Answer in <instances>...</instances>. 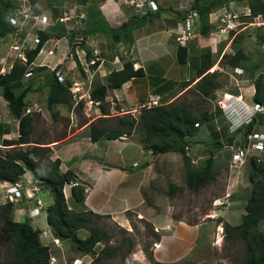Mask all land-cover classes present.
I'll return each mask as SVG.
<instances>
[{
    "label": "trees",
    "instance_id": "trees-1",
    "mask_svg": "<svg viewBox=\"0 0 264 264\" xmlns=\"http://www.w3.org/2000/svg\"><path fill=\"white\" fill-rule=\"evenodd\" d=\"M230 1L232 0H190V7L197 10L199 14V30L201 33L205 34L211 29L208 21L209 13L227 5ZM234 1L246 3L253 15H264V0ZM14 7L13 0H0V39L5 38L17 29L9 22V13ZM86 11V28L84 31L79 29L77 31L84 35L92 32L105 33L110 35L113 43L123 42L128 46H131L134 42L132 31L143 26L149 17L157 16L161 13L160 9H158L157 11H146L141 15L130 14L128 21L124 25L119 28H113L93 2L88 4ZM29 13L36 14V6L32 5ZM75 33H72L71 37ZM36 34L38 43L24 52L26 62L15 59L9 70L0 74L2 97L6 101L8 112L18 122L17 137L1 139V144L6 150L0 152V182H18L22 180L21 178L26 171H30L32 178L46 186L52 195V203L45 208V218L54 238L71 240L82 254H94L96 244L108 241L110 232L101 230L99 227H91L87 236L80 237L78 231L85 227L90 220V216L98 218L105 216L93 213L90 210L82 212L73 210L63 192L64 184L76 179L73 171L66 170L62 172L59 168L60 160L51 158V149L40 146L41 142L31 140L33 117L32 114L26 112V96L28 93L46 88V108L53 118L57 117V112L54 111L56 105L66 107L73 105L71 80L63 78L60 81L57 75V68L47 70L46 66L33 65L45 41L50 38L65 36V23L56 21L54 24L46 26L43 30H37ZM256 36L264 44V33L260 34L258 32ZM238 37L241 36L239 35ZM223 46H220L218 54L221 53ZM84 48L86 50V60L90 62L92 58L91 51L88 47L84 46ZM232 49V54L224 53L220 62H217L213 58V52L209 46L200 48L198 53H194V50V54L190 55L186 46L176 43V59L181 65H189L192 73L190 82L195 81L194 91L205 99H212L214 93L220 87L217 80L220 75L219 69L210 70L214 65L244 68L249 72V78L253 80L255 91L252 98L254 102L264 104L263 76L260 73L257 76L254 75L260 68L261 62L250 66V60L244 54L242 48L233 44ZM76 65L81 74L85 75L78 60ZM97 65L98 61H94V63L90 64V70L95 71ZM27 72L33 76L23 82L24 77H27L25 76ZM144 75L142 66L136 67L135 62L129 58L123 60L121 69L110 71L104 77V81L98 79L91 81L89 98L93 102H98L97 105L101 111V116L95 122L88 123V137L93 142L100 139L111 140L122 136H130L137 130L139 134H143L141 139L143 149L149 152L152 158L155 155L166 152L182 155L185 165V184L188 189L197 191L215 178L214 160L211 154L199 165H193L192 158L187 154V148L192 143L190 138L198 131L197 126L208 122L213 117L212 112L205 110L201 115L197 116L186 104L161 101L160 105L142 108L138 118L125 113L115 118L116 123L114 126L108 127L98 124V122L110 118L106 116L109 112L105 104L108 90L119 89L126 82L141 78ZM37 82L40 83L37 84ZM185 85H187L186 82H184ZM259 124H264V118L258 119L257 122L252 121L249 124H245L235 131L243 130L242 134L245 138ZM226 141L227 144H232L233 136ZM215 143L212 142L211 144ZM40 152H43V156H41ZM147 164L148 162L145 161L144 165ZM246 165H248L246 177L250 183V192L246 195L241 220L238 224H225L224 231L226 236L230 238L244 240L245 254L243 264H264V236L262 231L258 229L260 221L264 219V159L252 156L248 158ZM85 189L86 187L83 184L71 188L72 203H84ZM175 189L176 185L170 184L168 194L172 195ZM34 202H37V198H34ZM14 204L5 202L0 205V233L7 242L6 255L0 260V264H49L51 251L50 247L43 244L40 239L41 230L33 226L29 216L23 215L24 218L22 217L21 220L13 217ZM133 213L135 212L127 211L129 219H131ZM147 224L149 225V222ZM120 227L122 232L127 233L128 230L122 226ZM151 230L153 231L152 227ZM155 235L154 242L160 239V235ZM121 249V247L117 246L114 250L119 251ZM129 251L130 249L128 248L124 255ZM105 253L108 254L105 248L99 252L100 255ZM111 254L112 252L109 251V255ZM147 258L151 264H173L155 260L152 251L147 255Z\"/></svg>",
    "mask_w": 264,
    "mask_h": 264
},
{
    "label": "rangeland",
    "instance_id": "rangeland-1",
    "mask_svg": "<svg viewBox=\"0 0 264 264\" xmlns=\"http://www.w3.org/2000/svg\"><path fill=\"white\" fill-rule=\"evenodd\" d=\"M13 1L14 5L19 7V9H21L22 5H30V8L32 7V5H34L36 6V8L42 9H49V7H52V10H58L57 13H54L55 18L59 17L61 13L63 15L65 11L68 12L70 10V7L76 6L74 14H77V16L73 15V13H70V11L68 12V15H71V17L68 21H66V23L68 24L67 27L73 28L74 30L79 29L81 31H84L86 28L84 20H86V10L88 4L90 2H93V4L99 8V4L105 0H75L76 2L64 0L56 3L52 0ZM120 1L122 2L123 9L127 14H142L141 12L143 11L126 5L123 0ZM173 2L177 6L179 0H173ZM239 4H241V6L246 5V3L244 2ZM180 6H182L181 3L178 5V7ZM167 9L170 8L167 7ZM171 9H173V7H171ZM20 21H23V19L20 18ZM31 24V19H28L26 22H24L23 27H16L17 29L14 32L7 35L3 39H0V54L3 58L2 60H0V69L5 66V68L9 70L15 59H18L17 50L11 47L10 44H21L27 30L31 29ZM149 29L150 27L142 28L141 26L134 30L135 36L138 37L139 42H145L147 37L146 35L153 33ZM134 31H132L133 35ZM258 32L260 34H263L264 28L246 29L245 31L240 33L241 37H238L239 35H237L234 38L235 40H233L230 47H227L226 45L227 40L216 42L211 37L209 38V36L205 35H201L191 40L190 42H188L186 47L188 48L189 54L192 55L194 53H198L200 48L211 45L213 49V58H215L217 62H220L224 53H233L232 45L234 44L236 47L242 48L244 54L250 60V66L254 63L261 62L260 68L255 72L254 75L257 76L260 73L262 74L264 79V44L257 38L256 34ZM67 35L68 34L66 30L65 36ZM76 40L77 39H75V35L71 37L69 41L70 52L72 42H75ZM100 41L106 45L112 43L110 35L105 33H103V37ZM168 41L169 43L171 41L170 44L173 45V50L167 52V57L168 59L175 60V64L173 65L168 77H174L172 71L173 73H178V75L181 77V81L177 86H173L172 89L166 91L168 96H170L171 98L174 97V99H170L169 102L186 104V106L191 108L197 116L201 115V113L205 110H208L213 114V117L208 122L197 126L198 131L193 137L190 138L192 144H190L187 148V154L190 156V158H192L193 165H199L203 160H205L209 157V155L212 154L214 160L215 178L199 190L192 191L188 189L185 184V165L181 154L166 152L163 154L155 155L152 158L151 154L149 152H146L144 149L143 150L145 152V156H143V158L141 154H131V160L136 159L137 162L141 160L143 161L145 159L150 160L151 170L153 172V179H151L145 185L146 201L145 203H143V206H141V208L137 209L142 214L140 216L138 212L136 213V210L135 213L131 215V219H129L130 226L127 228L124 227L126 230H128L127 233L122 232L120 230L121 225H119L117 222L112 221L108 217L98 218L95 216H90V220L86 223L85 227L78 231L79 236L85 237L88 235L89 229L91 227H99L101 230L110 232V239L108 241L97 243L94 248V254H82L73 241L58 239L55 240L54 236L51 233V230L47 228L45 218V208L48 204L52 203V195L46 186L38 181H35L32 178V174L30 173V171H26L21 178L24 182L23 189L27 191L26 193H28V195L33 193L34 198L36 197L37 199H39V204L42 205V214H40L41 216L39 215L38 218L34 217L33 219L31 217V222L34 227L41 230L40 239L43 244H46L50 247L51 259L49 264H74L73 261L75 258H80V264H151V262L147 258V255L150 254L151 251L153 255V248L156 245V243L153 241L156 237L155 234L161 235L162 233L161 230L157 231L155 227L154 218L158 215H161V218L163 216L170 217V221H183L190 225L192 224V226H199L198 229H196V233L198 234L197 236L201 237L200 241L203 240V242L201 243L199 241L201 244H199L198 242V245L193 249L191 254L182 257L173 264H243L245 254L244 240H240L238 238H230L226 236L224 231L225 224H230V222L228 221L231 220L233 223L237 221L238 215L241 214V211H239L240 207L235 208L234 204L227 205V203H225L227 197H225L224 195L228 179L230 180L231 178L230 174L238 177L237 183H234L235 186L232 187L233 190H237V188L243 186V184H247V186L245 187V195H248L250 192V183L248 182L246 177L248 172V165L244 163L239 168H233L230 165V156L232 152L231 146H233V148L242 146L244 142V136L242 134L243 130L239 129L238 131H235L236 124H239L240 122H237L235 118L231 119L235 124H232V122L230 123L228 121L229 115L227 116L223 113L220 101L225 102V93H232L236 95L243 92L245 97H247V94L249 92L248 89L250 87L247 89V87L244 86H247L248 84L252 85L253 80L249 78V72H247L242 67L240 68L242 69L243 73L241 71L238 73L235 70V67L231 68L228 65H223L220 67L214 65L212 68H218L220 71V75L217 78L220 87L214 93V97L212 99H205L197 94L196 91H194V82H190L192 75L189 74V70L186 67L187 65H181L176 61V50L174 44H176L177 41L175 39V36L171 37V35L169 34ZM223 44L225 45L222 48L221 53L218 54V50ZM124 45L127 46V44L125 43ZM150 45V51L151 53H153V55H163L164 50L159 45H157L155 37H152V43ZM12 49L15 51V54L12 52L13 55L9 53ZM105 53V51L100 52V54L102 55H104ZM108 55L110 56V52ZM75 58L76 57L74 56V59ZM125 59H129V57ZM86 68L88 69V67ZM176 68H178L177 72L176 70H174ZM47 70L51 69L48 68ZM74 71L76 72V74L75 72L67 73L68 69H66V74L63 77L65 79L71 80L72 82L71 92L73 105L71 107L56 105L54 107V111L57 112L56 118H53L46 108V88L40 91L30 92L26 96L27 109L33 117V121L31 123V140L41 142L39 144L40 146L46 147L48 145H44L45 142L60 139L65 135H69V132L74 131L77 126L81 125L83 127L84 125L88 124V122H90V119H92L91 122H95L97 118L101 116V111L99 110L97 105L98 103L92 102L88 95L91 88V81L93 79L104 81V77L108 73L104 77H100L99 74H95L90 79V85L85 84L83 88H80L78 84L74 82V78H80L81 73L79 72V69H77V67L74 68ZM32 76L33 75L24 77L23 82H26L27 79ZM187 78L189 79V81H187ZM146 82L149 84L146 83L144 86L152 85L158 91L168 89L167 86H161V84L165 85L162 82L160 84L161 87L159 88L157 86L160 82H153L151 79H146ZM184 82H186L187 85L184 86ZM39 83L37 82V84ZM75 90H79L82 97H79V93H76ZM120 97L123 100V104L121 105L117 102L115 104L113 102L111 103L109 101V97L106 98L107 102L105 104L109 112V114L106 116L110 118H106L105 120H102V122L97 121L98 124L108 127L114 126L116 123L115 118H117V116H122V112L125 111V109H136V111H132L128 114L132 115L134 118H138L140 110L148 106V102H145L142 105H136V96H134L133 92L131 91L126 93V97L124 94H121ZM238 97H240V95ZM247 98L250 99L249 95ZM114 99L116 98L114 97ZM160 101L165 102L167 101V98H162L159 100V102ZM248 101V103H252L251 100ZM243 112L244 110L241 112L242 115ZM70 123L72 124L71 130L70 128H68V126L70 127ZM0 129V152H4L6 149H4V146L1 144V139L16 138L18 135V122L8 112L6 101L2 97V88H0ZM88 132V127H86V129L79 133L78 136L88 137ZM3 133L6 136L3 137ZM231 136H233L232 143L235 144L228 146L226 140ZM126 137H130V140H134L143 148V144L141 143L143 134H139L137 130L134 131L130 136ZM212 142L216 143L211 144ZM218 142L220 145L218 144ZM224 144H227V146H224ZM219 146L222 147L220 149H217ZM259 153L260 158L264 159L263 151H260ZM40 154L41 156H43V152H40ZM1 183L2 182H0V205L5 203V198L3 196L5 188ZM170 184L176 185V189L172 195L168 194V188ZM234 193H231V196ZM66 194L67 200L70 204L71 201L68 190H66ZM231 196L229 197V199L232 198ZM216 197H220V200ZM34 198L29 199L34 201ZM240 201L241 199L239 198V204L243 203L242 201ZM30 203L31 202L26 201L15 203L12 211V216L16 218L18 216V220H21L22 217L24 218V216H28V206L30 205L31 207L35 205V202H32L31 204ZM225 206L227 208H224ZM216 209L220 210L218 213L221 215L219 217L220 222H217L215 219L214 223V219H210L209 217L212 211H218ZM221 209L224 210L222 213H220ZM147 222H149L150 226L147 224ZM151 227L153 228V231L151 230ZM45 229H48V231H46ZM258 229H260L259 225ZM46 234L48 235V239L45 238ZM117 246L121 247L122 249L119 251L114 250L115 248H117ZM103 248L107 250L108 254H99V252ZM128 248L130 249V251L124 255L125 251ZM6 250L7 242L0 233V260L5 257ZM109 251L112 252L111 255H109Z\"/></svg>",
    "mask_w": 264,
    "mask_h": 264
},
{
    "label": "crops",
    "instance_id": "crops-1",
    "mask_svg": "<svg viewBox=\"0 0 264 264\" xmlns=\"http://www.w3.org/2000/svg\"><path fill=\"white\" fill-rule=\"evenodd\" d=\"M52 1L56 3L64 0ZM67 1L76 2L75 0ZM155 1L157 2L158 9H160L161 13L160 15L149 17L146 20L145 24L142 26V28L150 27L149 30L153 32L152 34L146 35L147 37L145 42L138 41V37L135 36L134 30V42L131 46H125L123 42L112 44V41V43H109L107 45L103 44V42L100 41L103 37V33L99 32H92L91 34L84 35L87 43L85 47H88V49L91 51V60L98 61V65L95 71H91L89 69L91 63H89L87 69L80 62L85 75L81 74L80 78H74V82L77 83L80 88H83L85 84L90 85V79L95 74H99L100 77H104L112 70L121 69L123 60L129 57L135 62L136 67L142 66L145 75L141 78L126 82L119 89L109 90L107 97H109V101L111 103L113 102L115 104L117 102L120 105L123 104V100L120 95L124 94L126 97V93L129 91L133 92L134 96H136V105H142L145 102H148L151 97L154 98L155 96H158L159 100L162 98H167V101H165V103H169L170 99H174V97L171 98L170 96H168L166 91L172 89L173 86H177L181 81V77L178 75V73H173V71L172 74L174 77H168L173 65L175 64V60L168 59L167 57V52L173 50V45L170 44L171 41L169 43L168 36L169 34L171 35V37L173 36L171 29L176 22V18L170 15V11L177 8L180 3L184 4L190 0H179L177 6L174 4L173 0ZM167 7L170 9L171 7H173V9L170 10L167 9ZM51 8L52 7H49V9L36 8V14H38L39 16L46 15L47 20H49L51 23H55L57 19L61 17L62 13L59 17L55 18L54 13H57L58 10H52ZM99 8L109 25L113 28H119L124 25L128 21V16L131 14H127L124 11L122 2L120 0H105L99 4ZM75 10L76 6H72L70 7L69 11L70 13H73V15L77 16V14H74ZM65 12L68 14L67 11ZM65 24L68 25L66 22ZM35 30L36 28L31 26V29L27 30L21 44L17 45L25 48V50L33 48L35 45L33 41ZM72 33H74V31L70 30V28L67 27V36H63L61 38H50L45 41V43L42 45L41 50L36 56L33 65L46 66L51 70L57 68V71L61 73L63 77L66 74V69H68L67 73L75 72L74 68L77 67V65L74 56H71V53L69 51V41L71 39ZM152 37L156 38L157 45H159L164 50L163 55L155 56L153 55V53H151L150 44L152 43ZM11 44L10 46H12ZM174 46L176 50V45L174 44ZM50 51L52 52L50 53ZM101 51H105L106 53L102 55L100 54ZM12 52L15 54V51L13 49L10 50L9 53L13 55ZM109 52L110 56L108 55ZM2 59L3 58L0 54V60ZM186 65L189 70V74L192 75L189 65ZM216 66L218 65L216 64ZM2 69L7 68H5L4 66L2 67ZM174 70H176L177 72L178 68ZM146 79H151L153 82H160L157 86L158 88L161 86H167L168 89L158 91L151 84V86H144L147 83ZM161 82L165 85H162ZM192 82L195 83V81ZM244 87H247V89L250 87L247 94V97L249 95L250 99L245 97L243 92H241L240 94H236L237 96L240 95V97H238L239 102H237V106L239 107V109H242V111L246 109L244 108L246 104H250L248 103V100H251V102H253L252 97L255 90L253 84H248ZM113 96L116 99H114ZM132 111H136V109H125V111H123L122 113H131ZM246 113L248 112H245L243 116ZM258 117L259 119L263 118V116ZM234 118L237 122H240L241 118L239 117V115L235 116ZM91 120L92 119H90V122ZM87 125L88 124L84 125L83 127L81 125L77 126L74 131L69 132V135H65L60 139L45 142L44 145H48L46 147L51 149L52 159L58 158L60 160V170L62 172L66 170H72L76 177V180L86 187V195L83 204L72 203L71 196V203L69 204L67 200V194L65 193L66 200L68 204L73 208V210L77 212L90 210L93 213L108 217L112 221L117 222L119 225L127 228L130 226L127 211L135 212L137 209L143 206V203H145V185L147 184V182L153 179V172L150 165L151 162L147 159L138 162L136 159L131 160V154H141L143 158V156H145V152L142 146L140 144H137L134 140H130V137L122 136L117 139H100L93 142L89 139V137L78 136L79 133L86 129ZM68 128H70L71 130V123L70 127L68 126ZM2 136L4 137L6 135L3 133ZM224 146H227V144H224ZM220 148L221 147H218L217 149ZM145 161L148 162L147 165H144ZM135 162L137 163V165H133ZM230 176L231 178L230 180L228 179L224 195L225 197H227L225 203H227V205L234 204L235 208L240 207L239 211H241V214L238 215L237 221H235L234 223L231 220L228 222H230V224H238L241 220L243 206L246 200L245 187L247 186V184H243V186L237 188V190H233L232 187L237 183L238 177L234 176L233 174H230ZM68 193L70 194V191ZM231 193L234 194H232L231 196ZM230 196L232 197L231 199H229ZM216 198L220 200V197ZM239 198L243 203L239 204ZM224 208L227 207L225 206ZM29 209L28 216L30 215ZM216 210L218 211H212L209 217L210 219H214V223L215 219L217 222H220L219 217L221 214L218 213L220 210ZM223 211L224 210L221 209L220 213H222ZM41 212L42 211H39L38 213L34 212L32 219L34 217L38 218V216L42 214ZM137 212L141 216L142 213L138 210L136 211V213ZM17 218L19 219L18 216ZM162 218L161 215L155 216L154 218L156 230H161L162 233L160 235V239L158 241H155L156 245L153 248V257L155 258V260L160 262L175 263L182 257L191 254L193 249L198 245L201 237L197 236L198 234L196 233V229H198L199 226H192V224L190 225L183 221H170V217L166 216H163ZM47 228L50 229L48 225ZM259 228L261 229L264 236V219L259 223ZM48 229L45 230L48 231ZM45 238L48 239L47 234ZM200 242L202 243L203 240ZM200 242L199 244H201Z\"/></svg>",
    "mask_w": 264,
    "mask_h": 264
},
{
    "label": "built area",
    "instance_id": "built-area-1",
    "mask_svg": "<svg viewBox=\"0 0 264 264\" xmlns=\"http://www.w3.org/2000/svg\"><path fill=\"white\" fill-rule=\"evenodd\" d=\"M124 3L132 8L141 10L144 13L146 11H157L158 5L155 0H123ZM30 5H22L21 9L15 6L13 10L9 13V22L18 28L23 27L24 22L28 19H32V27H36L37 29H42L45 25H51L49 20H47L46 15H32L29 13ZM178 21L175 26L171 29L173 34L175 35L176 41L186 46L188 42L191 40L201 36H209L216 42L227 40L226 45L229 46L230 43L234 40V38L239 35L241 32L245 31L248 28H264V15L256 14L252 15L251 10L248 6H240L235 1H230L227 5L222 6L215 11L209 14V24L211 25V29L202 34L199 30V14L197 10L192 9L190 7V3L186 2L182 4V6L178 7ZM172 15H176L175 12L171 13ZM20 18L23 21H20ZM70 19V16L64 12L63 16L58 18V21L65 23ZM21 22V23H20ZM65 28L67 30V25L65 24ZM70 30L74 31L75 42H72L73 47L71 46V56H75L79 62H81L85 67H88L89 63H93L94 60L87 62L86 60V50L84 46L86 45V39L84 34L81 32L70 28ZM34 44L38 43V36L35 33L33 37ZM15 50H17V57L20 61L26 62V56L23 48L20 45H12ZM21 47V48H20ZM52 51H50L51 53ZM95 52V51H94ZM96 53V52H95ZM240 70V69H238ZM241 71V70H240ZM6 72L5 69H0V74ZM58 74V73H57ZM30 73H26L25 76H29ZM58 78L60 81L63 80L61 74H58ZM78 89V88H76ZM76 93H79V97H82L79 90H75ZM97 103V102H96ZM159 105V97L155 96L154 98H150L148 101V106L152 107ZM258 107V104H255ZM260 108L259 110H262ZM27 111H29L27 109ZM261 150H264V127L260 126L258 130L249 132L245 138L242 146L237 147L232 154L230 165L234 168H238L242 166L246 160L251 156H258ZM136 165V163H134ZM5 191L3 196L5 201H9L12 203L19 202L22 199L21 189H23V184L21 181L15 183L4 182ZM80 183L74 179L64 184L63 191L66 193L74 186H78ZM27 192V191H26ZM33 193L26 196L28 198L32 197ZM39 203V200H37ZM36 210V209H33ZM74 264H80V259L75 258Z\"/></svg>",
    "mask_w": 264,
    "mask_h": 264
},
{
    "label": "clouds",
    "instance_id": "clouds-1",
    "mask_svg": "<svg viewBox=\"0 0 264 264\" xmlns=\"http://www.w3.org/2000/svg\"><path fill=\"white\" fill-rule=\"evenodd\" d=\"M232 1H234V0H232ZM238 5H240L241 6V4H239L240 2H237V1H235ZM157 3V2H156ZM188 3H190V1L188 2ZM229 3V2H228ZM158 5V4H157ZM225 6V5H224ZM245 6H248L247 4L245 5ZM222 7V6H221ZM249 7V6H248ZM220 8V7H219ZM178 7L177 8H175V9H173V10H171L170 11V15L172 16V17H174V18H176V22H175V24L177 23V21H178V15H180V12H178ZM218 9V8H217ZM250 9V8H249ZM216 10V9H215ZM215 10H213V11H215ZM212 11V12H213ZM172 12H175L176 13V15H172L171 13ZM210 14V13H209ZM252 14V13H251ZM33 15V14H32ZM34 15H38V14H34ZM253 15V14H252ZM63 16V15H62ZM31 21H32V19H31ZM57 21H58V19H57ZM208 21H209V16H208ZM175 24H174V26H175ZM32 25V24H31ZM52 25V24H51ZM46 26H48V25H45L44 27H42V29H37L36 27H34V28H36V30H35V33H36V31L37 30H43ZM173 26V27H174ZM15 27H17V26H15ZM172 27V28H173ZM18 28V27H17ZM256 29H261V28H256ZM173 33V32H172ZM203 34V33H202ZM240 35V34H239ZM173 36H175L174 34H173ZM176 39V38H175ZM233 42V41H232ZM232 42L230 43V45L232 44ZM178 43V42H177ZM179 44V43H178ZM36 45V44H35ZM34 45V46H35ZM176 45V44H175ZM181 45V44H180ZM210 45V44H209ZM223 45H225V44H223ZM230 45L229 46H227V47H230ZM183 46V45H182ZM205 47V46H204ZM209 47H211V49H212V46L210 45ZM224 47V46H223ZM42 48V47H41ZM23 50H24V52H25V48H23ZM41 50V49H40ZM213 50V49H212ZM213 52V51H212ZM75 61L77 62V60H76V58H75ZM80 63V62H79ZM94 63V62H93ZM90 67V66H89ZM90 69V68H89ZM218 69V68H217ZM238 69H240L241 70V72L243 73V71H242V69L240 68V67H235V70L239 73L240 72V70H238ZM211 71L212 70H214V68H211L210 69ZM57 73L58 74H61V73H59L58 71H57ZM57 74V75H58ZM63 77V76H62ZM79 86V85H78ZM255 91V90H254ZM88 97H89V95H88ZM225 102L227 103H225V102H223V101H220V105H221V107H222V111H223V113L224 114H226L227 116H228V121L231 123L232 122V124H234V122H233V120H231L232 118H234L235 116H238L239 115V117L241 118L240 119V123L239 124H236V129H238L239 127H241V126H243V125H245V124H249L250 122H252V121H255V122H257V120L259 119V117L258 116H263V118H264V104H261V103H257V102H254V100H253V102L251 103V104H246L245 106H244V108H246V109H244V112H243V114L245 113V112H248V113H246L244 116L242 115V109H239V107L237 106V102H239L238 100V96L237 95H234V94H232V93H225ZM91 100V99H90ZM92 101V100H91ZM93 102V101H92ZM96 103V102H95ZM98 103V102H97ZM160 103H161V101L159 102V105H160ZM255 104H258V107H256V105ZM260 108H263L262 110H259ZM27 110V109H26ZM230 110H232V111H230ZM27 113H28V111H27ZM125 113H129V112H125ZM125 113H123V114H125ZM242 116H243V118H242ZM264 124H259V125H257L254 129H253V131H256V130H258V128L260 127V126H263ZM252 132V131H251ZM233 145H234V143H232ZM232 144H228L229 146H231ZM237 148V147H236ZM236 148H233V146H231V149H232V152H231V158H232V154L234 153V150L236 149ZM261 151H263V150H261ZM255 157H258V158H260V154L258 155V156H256V155H254ZM252 157V156H251ZM248 160V159H247ZM247 160H246V162H247ZM245 162V163H246ZM136 163V162H135ZM134 165V164H133ZM136 165H137V163H136ZM241 167V166H240ZM234 168V167H233ZM239 168V167H238ZM21 182H22V184L24 183L22 180H20ZM4 182H6V181H4ZM4 182H2L1 184H3ZM8 183H12V182H8ZM14 183V182H13ZM81 185V184H80ZM35 190V189H34ZM71 190V189H70ZM36 191V190H35ZM34 191V192H35ZM64 192V191H63ZM21 193H22V199L19 201V202H23V201H27V202H33L34 203V201H32V200H30V199H32V198H34V194L32 195V197H30V199L26 196V191L24 190V189H21ZM36 193V192H35ZM65 194V193H64ZM36 198V197H35ZM37 200H39V199H37ZM5 202H9V201H5ZM12 203V202H11ZM16 203H18V202H16ZM29 208H30V206H29ZM28 208V209H29ZM41 208H42V205H40L38 202H36L35 203V205L34 206H31V208L29 209V216L30 217H32L33 216V214H34V212L35 213H38L39 211H41ZM33 209H36V210H33ZM35 216V215H34ZM78 259H80V258H78Z\"/></svg>",
    "mask_w": 264,
    "mask_h": 264
}]
</instances>
